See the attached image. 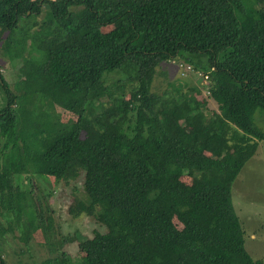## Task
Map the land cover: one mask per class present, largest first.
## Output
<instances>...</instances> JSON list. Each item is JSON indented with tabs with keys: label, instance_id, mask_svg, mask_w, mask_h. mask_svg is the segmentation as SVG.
Listing matches in <instances>:
<instances>
[{
	"label": "trees",
	"instance_id": "obj_1",
	"mask_svg": "<svg viewBox=\"0 0 264 264\" xmlns=\"http://www.w3.org/2000/svg\"><path fill=\"white\" fill-rule=\"evenodd\" d=\"M179 55L207 96L152 92L158 65ZM0 57L27 74L18 94L0 74V218L57 252L35 264H263L245 249L231 191L264 141V0H0ZM41 104L76 119L36 123ZM24 174L82 175L69 213L105 232L77 262L59 252L72 239L45 198L20 188ZM11 229L0 224V240Z\"/></svg>",
	"mask_w": 264,
	"mask_h": 264
},
{
	"label": "rangeland",
	"instance_id": "obj_2",
	"mask_svg": "<svg viewBox=\"0 0 264 264\" xmlns=\"http://www.w3.org/2000/svg\"><path fill=\"white\" fill-rule=\"evenodd\" d=\"M42 16H39L38 19L43 18ZM25 20L21 19L19 25L24 24L23 21ZM17 33L20 36L23 34ZM16 37L18 39V35H14L13 39H16ZM10 45L14 47L15 43L13 42ZM183 61L181 55H179L174 60H168L158 65L151 85L153 93L161 95L167 90L169 96L174 93L172 85H176L180 91H186L187 87H198L202 90L203 97L207 96L206 86L208 80L201 73L194 72ZM0 74L16 94H18V82L27 76L26 69L21 62L9 61L1 57ZM113 78L115 79L116 76L114 75ZM128 90L129 88L126 92ZM5 103V95L0 88V108ZM207 107L210 111H216L215 102L209 98ZM38 112L40 115L36 116V123L48 116L56 117L62 123L76 119L73 114L55 105L51 107L41 104ZM258 112L260 111H257L256 116H254V124L264 131V114H257ZM259 148L264 155V141L259 143ZM250 164L246 163L244 172L240 171V176L231 191V200L243 230L245 249L253 259L261 260L264 264V162L257 169L251 171H249L252 165ZM22 177L24 179L19 182L22 190H27L33 195L39 191L40 196H43L48 202L54 224L58 228V236H69L72 239L71 242L62 246L59 252H65L70 256L72 262H77L83 255L86 239L105 232V229L95 222L92 217L84 213L74 217L69 213V208L76 201L84 199L82 175L75 180H62L59 182H55L52 177L41 175L24 174ZM0 224L5 229H8L9 225L12 228L10 231L5 232L0 240V250L6 264H35L57 254L56 251L50 252L40 230L33 232L29 241L24 243L20 239L21 230L14 223V220L9 224L3 218H0ZM253 235L255 238L252 237ZM51 239L53 238L50 237Z\"/></svg>",
	"mask_w": 264,
	"mask_h": 264
},
{
	"label": "crops",
	"instance_id": "obj_3",
	"mask_svg": "<svg viewBox=\"0 0 264 264\" xmlns=\"http://www.w3.org/2000/svg\"><path fill=\"white\" fill-rule=\"evenodd\" d=\"M260 143V142H259ZM259 143H258V146H257V149H256V152L254 153V155L246 162L247 164H250L251 167H250V170L251 171L252 169H257V167L264 162V155L261 153L260 151V148H259ZM244 168L245 166L242 168L241 172H244ZM240 174V173H239ZM238 174L237 178L235 179L234 183H233V186L232 188H234L235 184H236V181L238 179V177L240 176ZM237 214V213H236ZM238 215V214H237ZM238 217V216H237ZM252 237L255 238V236L253 235ZM254 238H252V240H254ZM247 251V250H246Z\"/></svg>",
	"mask_w": 264,
	"mask_h": 264
}]
</instances>
